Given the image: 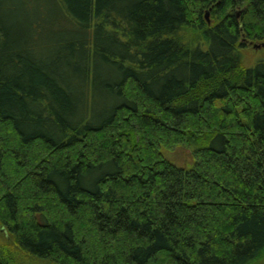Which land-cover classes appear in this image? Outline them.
Masks as SVG:
<instances>
[{
    "label": "trees",
    "instance_id": "obj_1",
    "mask_svg": "<svg viewBox=\"0 0 264 264\" xmlns=\"http://www.w3.org/2000/svg\"><path fill=\"white\" fill-rule=\"evenodd\" d=\"M247 41L264 42V0H0L13 245L55 264L263 257L264 60L245 65ZM179 147L186 166L165 155Z\"/></svg>",
    "mask_w": 264,
    "mask_h": 264
},
{
    "label": "rangeland",
    "instance_id": "obj_2",
    "mask_svg": "<svg viewBox=\"0 0 264 264\" xmlns=\"http://www.w3.org/2000/svg\"><path fill=\"white\" fill-rule=\"evenodd\" d=\"M208 14L205 12V15ZM205 17V16H204ZM209 21V15L207 18ZM262 42H259V44ZM245 65H253L257 61L264 59V47L254 48V43L246 44L242 50ZM166 157L178 166H186L189 164L191 158L189 151L184 147H179L173 151H168L165 153ZM0 243H5L9 245V253L14 264H55L46 260L37 259L32 257L22 250H19L13 245L11 237L0 227ZM250 264H264V254L263 257L251 262Z\"/></svg>",
    "mask_w": 264,
    "mask_h": 264
},
{
    "label": "flooded vegetation",
    "instance_id": "obj_3",
    "mask_svg": "<svg viewBox=\"0 0 264 264\" xmlns=\"http://www.w3.org/2000/svg\"><path fill=\"white\" fill-rule=\"evenodd\" d=\"M246 44H251V43H254V48H259V47H264V42L260 43L259 42H251V41H247L245 42ZM264 60V59H262Z\"/></svg>",
    "mask_w": 264,
    "mask_h": 264
},
{
    "label": "water",
    "instance_id": "obj_4",
    "mask_svg": "<svg viewBox=\"0 0 264 264\" xmlns=\"http://www.w3.org/2000/svg\"><path fill=\"white\" fill-rule=\"evenodd\" d=\"M207 15H208V14L205 15L206 18H207Z\"/></svg>",
    "mask_w": 264,
    "mask_h": 264
}]
</instances>
